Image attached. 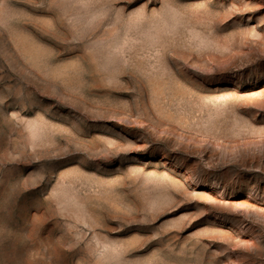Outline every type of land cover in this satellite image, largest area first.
<instances>
[{"label":"rangeland","instance_id":"1","mask_svg":"<svg viewBox=\"0 0 264 264\" xmlns=\"http://www.w3.org/2000/svg\"><path fill=\"white\" fill-rule=\"evenodd\" d=\"M0 264H264V0H0Z\"/></svg>","mask_w":264,"mask_h":264}]
</instances>
